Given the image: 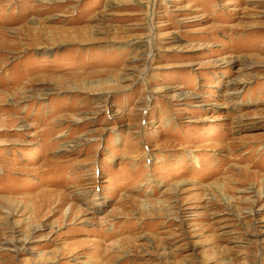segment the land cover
<instances>
[{
	"label": "rangeland",
	"instance_id": "obj_1",
	"mask_svg": "<svg viewBox=\"0 0 264 264\" xmlns=\"http://www.w3.org/2000/svg\"><path fill=\"white\" fill-rule=\"evenodd\" d=\"M0 264H264V0H0Z\"/></svg>",
	"mask_w": 264,
	"mask_h": 264
}]
</instances>
